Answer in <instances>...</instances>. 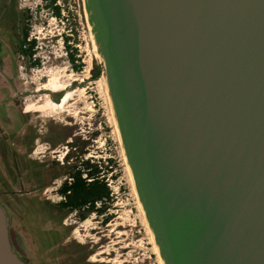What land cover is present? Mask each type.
I'll return each mask as SVG.
<instances>
[{
  "label": "water",
  "instance_id": "obj_1",
  "mask_svg": "<svg viewBox=\"0 0 264 264\" xmlns=\"http://www.w3.org/2000/svg\"><path fill=\"white\" fill-rule=\"evenodd\" d=\"M84 4L163 264H264V0Z\"/></svg>",
  "mask_w": 264,
  "mask_h": 264
},
{
  "label": "rangeland",
  "instance_id": "obj_2",
  "mask_svg": "<svg viewBox=\"0 0 264 264\" xmlns=\"http://www.w3.org/2000/svg\"><path fill=\"white\" fill-rule=\"evenodd\" d=\"M50 1L0 0V103L9 108L0 115V202L9 217L10 241L28 264H161L106 80L102 72L97 76L101 59L84 0ZM26 30L27 41H34L30 58L17 52ZM71 55L74 65H82L78 72ZM50 80L65 90L40 91ZM65 94L62 108L24 113L58 103ZM67 145L74 147L73 162L84 153L83 159L100 166L112 191L103 215L81 221L54 208L60 200L56 190L66 179L60 161Z\"/></svg>",
  "mask_w": 264,
  "mask_h": 264
},
{
  "label": "trees",
  "instance_id": "obj_3",
  "mask_svg": "<svg viewBox=\"0 0 264 264\" xmlns=\"http://www.w3.org/2000/svg\"><path fill=\"white\" fill-rule=\"evenodd\" d=\"M51 5L55 0L50 1ZM55 15L59 16V9L55 6ZM28 32H24L22 40L17 45V52L22 58H30L33 55L34 41H27ZM70 62L76 72L82 65H74V58L70 56ZM29 66H38L30 63ZM97 76L101 75V66L97 67ZM57 101V99H56ZM69 150L62 158V166L67 168L66 179L56 190L60 200L54 205L58 212L74 214L79 220H84L88 215H103L106 205L112 201V191L100 169V166L91 159H83L84 153L79 154L74 161V147L67 145ZM71 162V163H70Z\"/></svg>",
  "mask_w": 264,
  "mask_h": 264
},
{
  "label": "bare ground",
  "instance_id": "obj_4",
  "mask_svg": "<svg viewBox=\"0 0 264 264\" xmlns=\"http://www.w3.org/2000/svg\"><path fill=\"white\" fill-rule=\"evenodd\" d=\"M95 47H96V50H97L96 44H95ZM60 84L57 81H54V80L51 81L50 80L47 83H45L43 86H41V88L39 90L40 91L47 90V91H50V92H53V93H59V92L65 90V87H62ZM68 99H69L68 95L65 94V95H63L61 97V100L58 103L52 102L51 104H49V102H47L48 104L47 103L46 104L44 103V105L42 104L40 107H37V108L29 107L26 111L29 112V113L30 112H43L45 110H48V109H51V108H54V107H56V108H62L68 102ZM44 102H45V100H44ZM125 160H126V158H125ZM126 163H127V161H126ZM127 166H128V164H127ZM128 168H129V166H128ZM129 172H130V169H129ZM130 175H131V172H130ZM140 206H141V204H140ZM147 228H148V226H147ZM149 235H150V233H149ZM151 236L153 237V235H151ZM155 250H156L157 255L159 256V260H160L159 262L161 264H163V261H162V259L160 257V254H159V251H158L157 246L155 247Z\"/></svg>",
  "mask_w": 264,
  "mask_h": 264
},
{
  "label": "flooded vegetation",
  "instance_id": "obj_5",
  "mask_svg": "<svg viewBox=\"0 0 264 264\" xmlns=\"http://www.w3.org/2000/svg\"><path fill=\"white\" fill-rule=\"evenodd\" d=\"M2 64V58H1V56H0V65ZM5 93H7V91H4ZM7 96H8V94H7ZM3 103H0V115L2 116V117H4V114H5V111L6 110H9V108L7 109L6 107H3V105H2ZM26 109L27 108H25V110H24V113H29V112H27L26 111ZM0 204H1V202H0ZM11 242V245H12V248H13V250L18 254V252H17V250H16V247H15V244L12 242V240L10 241ZM18 256L26 263V264H28V262L26 261V259H24L23 257H21L19 254H18Z\"/></svg>",
  "mask_w": 264,
  "mask_h": 264
},
{
  "label": "built area",
  "instance_id": "obj_6",
  "mask_svg": "<svg viewBox=\"0 0 264 264\" xmlns=\"http://www.w3.org/2000/svg\"><path fill=\"white\" fill-rule=\"evenodd\" d=\"M65 154H66V152H65ZM63 158V157H62ZM61 163H62V159H61V161H60Z\"/></svg>",
  "mask_w": 264,
  "mask_h": 264
}]
</instances>
